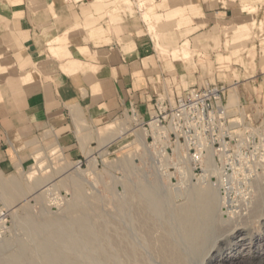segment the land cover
Segmentation results:
<instances>
[{"label": "rangeland", "instance_id": "1", "mask_svg": "<svg viewBox=\"0 0 264 264\" xmlns=\"http://www.w3.org/2000/svg\"><path fill=\"white\" fill-rule=\"evenodd\" d=\"M139 1H111L108 18L128 10L133 13L137 7L142 16L144 12H155L154 0H143L142 6H138ZM229 1L230 17L225 22L216 19L211 29L198 35L193 34L196 29L187 27L192 23V14H197L193 7L182 9L180 14L159 15L156 21L144 20L160 53L181 59L192 69L196 66L193 58L198 57L197 63L206 73L200 85L216 82L227 86L226 111L220 116L211 115L179 141H168L167 137L152 141L146 124L150 113L141 114L131 107L94 129L92 143L80 148L69 150L53 138L37 137L19 152L11 169L0 171V200L10 216L8 230L0 238V264H164L149 246L138 218L136 207L143 200L160 213L153 216L159 225L168 222L186 264H205L214 254L216 259L228 257L220 263L213 259L210 264H260L256 254L263 253L264 219L255 206L264 194V75L256 83L246 84L245 94L240 95L233 81H225L224 53L237 56L234 60L240 62L238 55L244 51L254 69L255 43L262 46L264 55V0ZM258 11L260 17H256ZM246 13L254 16L242 17ZM247 42L252 44L249 49ZM184 47L186 54L182 52ZM212 52L217 65L210 59ZM141 185L147 194L140 191ZM204 190L215 195L210 217H204L211 232L200 247L202 251H195L190 246L194 244L184 239L187 235L179 228L177 215L181 208L194 203L196 193ZM236 241L252 246L254 258L250 259L246 250L241 251ZM126 247L131 248L130 252Z\"/></svg>", "mask_w": 264, "mask_h": 264}, {"label": "crops", "instance_id": "2", "mask_svg": "<svg viewBox=\"0 0 264 264\" xmlns=\"http://www.w3.org/2000/svg\"><path fill=\"white\" fill-rule=\"evenodd\" d=\"M111 1L0 0V171L11 169L19 152L37 137L53 138L69 150L80 148L92 143L94 129L127 107L148 114L157 96L171 102L203 86L200 80L206 73L198 57L192 69L160 53L145 21L193 7L197 14L187 27L198 35L216 19L230 17L229 0H154V13L142 16L137 7L113 19L106 12ZM251 46L246 43L247 49ZM253 46L254 69L244 51L238 55L240 62L224 53L225 81H233L242 96L246 84L264 75L262 46ZM210 59L218 64L214 52Z\"/></svg>", "mask_w": 264, "mask_h": 264}, {"label": "bare ground", "instance_id": "3", "mask_svg": "<svg viewBox=\"0 0 264 264\" xmlns=\"http://www.w3.org/2000/svg\"><path fill=\"white\" fill-rule=\"evenodd\" d=\"M152 128L153 129H155V125H153L152 124ZM146 178V177H145ZM155 181V180H154ZM194 186V185H193ZM140 187H142V188H139L140 189V191H142V192H146L147 190L145 189V187L144 186H140ZM126 189V188H125ZM210 190V189H209ZM209 190H204V191H200V192H198V193H196V195L194 196V203L192 204V205H187V207L186 208H181L182 210L180 211V212H178L179 213V215H177V216H179V218H180V220H177V221H179V228L181 227V229H182V232H184L185 233V235H187V238H184V239H188L191 243H193L194 245L192 246V245H190L191 247H194V249H195V251L198 249V251H199V248L203 245V243L205 242V240L207 239V236H208V233H210L211 231H210V228H209V223H208V221L206 220V221H204V219H206V218H204L205 216L207 217V216H209L210 217V209L212 210V208H211V205H210V203H212L211 201H212V198L215 196V195H213V197H212V194H211V192L209 191ZM213 190V189H212ZM211 190V191H212ZM144 192V193H145ZM261 192H262V189H261ZM264 192V191H263ZM148 193V192H147ZM147 193H145V194H147ZM195 193V192H194ZM261 194V193H260ZM162 196V195H161ZM260 198V197H259ZM217 200V199H216ZM141 201V200H140ZM260 201V200H259ZM119 202V201H118ZM189 202V201H188ZM142 204L141 205H139V206H137L136 207V209H137V213H138V215L140 216V217H138V218H140L141 219V222H142V225H143V232L146 234V236H147V238H146V240L149 242V246L151 247V248H153V249H155L156 251H157V253H158V255L162 258V260L164 261V264H186V262H187V260H186V262H185V258L186 257H184V253H183V255L180 253V251L178 252V250H179V248H178V246L176 247V241H175V239H176V237H175V239H173V230L170 228V226L168 225V222L166 223H160V225H159V223H157L156 221H157V219H156V221L153 219V216H159L160 215V213L159 212H157L154 208H153V206H152V204H150V202L148 201V200H143V202H141ZM255 203V202H254ZM121 204V203H120ZM168 204H169V202H168ZM257 205L255 206V211L256 212H261L260 213V215L262 216V219H264V194L262 195V198H261V201L259 202V204L258 203H256ZM117 205V204H116ZM122 205V204H121ZM159 205V204H158ZM79 206V205H78ZM120 206V205H119ZM184 206H186V205H184ZM214 206V205H213ZM115 207H117V206H115ZM114 207V208H115ZM121 207V206H120ZM120 207H118V208H120ZM159 207V206H158ZM216 207V206H215ZM104 208V207H103ZM117 208V209H118ZM249 208V207H248ZM84 209V208H83ZM116 209V210H117ZM161 208H159V210H160ZM214 209V208H213ZM72 210V209H71ZM70 210V211H71ZM251 210V209H250ZM85 211V210H84ZM83 211V212H84ZM160 211H162V210H160ZM72 212H74V211H72ZM82 212V211H81ZM170 212V211H169ZM176 212V211H175ZM69 213V212H68ZM75 213H76V211H75ZM96 213V212H95ZM99 213V212H98ZM117 213V212H116ZM120 213V212H119ZM136 213V214H137ZM248 213H250V212H248ZM70 214V213H69ZM72 214V213H71ZM77 214H79V213H77ZM174 214V213H173ZM212 214V213H211ZM85 215V214H84ZM121 215V214H120ZM119 215V216H120ZM215 215V214H214ZM68 216V215H67ZM70 216H72V215H69V217ZM74 217L75 216H73V219H74ZM78 217V216H77ZM176 217V216H175ZM76 218V217H75ZM82 218H83V216H82ZM114 218V217H113ZM137 218V219H138ZM155 218V217H154ZM173 218H174V216H173ZM178 218V219H179ZM129 219V218H128ZM248 219V218H247ZM85 220V219H84ZM82 221L81 220V223L83 222L84 224H85V221ZM174 220V219H173ZM158 221H160L159 219H158ZM243 221V220H242ZM51 224V223H50ZM83 224V225H84ZM52 225V224H51ZM82 225V226H83ZM86 225V224H85ZM84 225V226H85ZM171 225H173V224H171ZM175 225H176V223H175ZM217 225V224H216ZM66 226V225H65ZM160 226V227H159ZM233 226V225H232ZM239 226V225H238ZM38 227V226H37ZM88 227V226H87ZM172 227V226H171ZM175 228H176V226H174ZM211 227V226H210ZM83 228H85V227H83ZM117 228V227H116ZM119 228V230H121V228L120 227H118ZM131 228V227H130ZM161 229V230H159L158 231V229ZM173 228V227H172ZM178 228V229H179ZM66 229V228H65ZM89 230H90V228H88ZM239 229V228H238ZM238 229H236V231L235 232H237L238 231ZM40 230V229H39ZM82 230V229H81ZM84 230V229H83ZM87 230V229H86ZM97 230V229H96ZM95 230V231H96ZM111 230V229H110ZM115 230H117V229H115ZM176 230V229H175ZM213 230V229H212ZM46 231V230H45ZM103 231V230H102ZM78 232V231H77ZM90 231H88V233H89ZM92 232V231H91ZM120 232V231H119ZM178 232V231H177ZM93 233V232H92ZM121 233V232H120ZM126 233V232H125ZM179 233V232H178ZM91 234V233H90ZM175 234V233H174ZM216 234H217V232H216ZM238 234V233H237ZM85 235V234H84ZM93 235V234H92ZM112 235V234H111ZM121 235V237H122V235H124L123 233H121L120 234ZM126 235V234H125ZM125 235L123 236V237H125ZM179 235V234H178ZM184 235V234H183ZM83 236V235H82ZM117 236H118V234H117ZM145 236V237H146ZM210 236V235H209ZM233 236H234V234H233ZM58 237V236H57ZM89 238V237H93L94 238V236H86V238ZM121 237H119L120 239H121ZM180 237V236H179ZM111 238V237H110ZM125 238H127V237H125ZM124 238V239H125ZM83 239H85V238H83ZM99 239H101V238H99ZM113 239V238H112ZM128 239V238H127ZM127 239H125V240H127ZM178 239V238H177ZM180 239H181V237H180ZM37 240V239H36ZM45 240V239H44ZM86 240V239H85ZM84 240V241H85ZM94 240V239H93ZM92 240V241H93ZM102 240L103 239H101V242H102ZM114 240V239H113ZM113 240H112V243H113ZM115 240H116V237H115ZM122 241H124L123 239H121ZM183 240V239H182ZM187 240V241H188ZM40 241V240H39ZM38 241V242H39ZM88 241H90V240H88L87 239V242ZM118 240H116V242H117ZM128 241L129 240H127V243H128ZM42 242V241H41ZM49 242V241H48ZM86 242V241H85ZM100 242V241H99ZM103 242H105V241H103ZM119 242V241H118ZM117 242V243H118ZM121 242V241H120ZM147 242V243H148ZM190 242L188 243V244H190ZM207 242V241H206ZM90 243H91V241H90ZM93 244L95 243V242H92ZM122 243H125V241L124 242H122ZM186 243V242H185ZM86 244V243H85ZM105 244V246L107 245V243L105 242L104 243ZM114 244L115 243H113V246H114ZM181 244V243H180ZM179 244V245H180ZM206 244V243H205ZM235 244H241V251L243 250V251H245L246 253L245 254H249L250 255V259H252V258H254V254H253V252L251 251V247H250V245L249 246H244L242 243H239V241H236V243ZM251 244V243H250ZM38 245V244H37ZM40 245V244H39ZM95 246L97 245V244H94ZM93 245V246H94ZM101 245H103L102 243H101ZM120 245H122L121 243H120ZM132 245V244H131ZM178 245V244H177ZM41 246V245H40ZM47 246V245H46ZM92 246V247H93ZM104 246V245H103ZM116 246L118 247V245L116 244ZM116 246H114V247H116ZM123 246H126V244L124 245L123 244ZM122 246V247H123ZM253 246H254V244H253ZM116 247V248H117ZM129 247H131V246H129ZM127 248V251L128 252H130L129 251V249L131 250V248ZM185 247V246H184ZM186 247H188V246H186ZM205 247V246H204ZM102 249H103V247H101ZM107 248V247H106ZM105 248V249H106ZM110 248V247H109ZM133 248V247H132ZM42 249H43V247H42ZM97 249V248H96ZM115 249V248H114ZM123 249H125V248H123ZM181 249V248H180ZM190 249L191 248H189V252H190ZM201 249V248H200ZM45 250V249H44ZM99 250L100 249H98L97 251L99 252ZM108 250V249H107ZM126 250V249H125ZM124 250V251H125ZM151 250V249H150ZM260 250H263L262 252L263 253H258V254H256V256H257V261H258V263H260V264H264V248L262 249V248H260ZM40 251V250H39ZM95 251V250H94ZM93 251V252H94ZM102 251V250H101ZM137 251V250H136ZM136 251H134V252H136ZM181 251H183V249L181 250ZM187 251V250H186ZM195 251H194V254H195ZM200 251H202V249L200 250ZM31 252H33V251H31ZM38 252V251H37ZM36 252V253H37ZM103 252V251H102ZM109 252H111V251H109ZM128 252H126L125 254H129ZM133 251L131 252V253H134ZM188 251L186 252L187 253V255H188V253H189ZM26 253V252H25ZM41 253V252H40ZM47 253V252H46ZM112 253V252H111ZM139 253V252H138ZM193 253V252H192ZM198 253V252H197ZM196 253V254H197ZM207 253V252H206ZM235 253H237V252H235ZM24 254V253H23ZM118 254H119V252H118ZM136 254H137V252H136ZM190 254V253H189ZM221 254V253H220ZM238 254V253H237ZM46 255V254H45ZM94 255V254H93ZM96 255H97V253H96ZM110 255H113V254H110ZM200 255V254H199ZM203 255V254H202ZM8 256H9V254H8ZM11 256V255H10ZM21 256V255H20ZM23 256H25V255H23ZM35 256V255H34ZM38 256V255H37ZM95 256V255H94ZM103 256V255H102ZM104 256H106V257H108L107 255H106V253L104 254ZM128 256V255H127ZM134 256H136V255H134ZM139 256H140V259H141V257H143V256H141L140 255V253H139ZM138 256V257H139ZM185 256H186V254H185ZM56 257V256H55ZM100 257V256H99ZM113 257H114V255H113ZM119 257V256H118ZM121 257H122V255H121ZM130 257V258H129ZM227 255H221V256H219L218 257V259H216L217 258V256H216V254H214V255H212V256H210L207 260H206V263L205 264H210L211 263V261L213 260V259H216V260H219V263H220V261H226L227 260ZM2 258V257H1ZM92 258V257H91ZM101 258V257H100ZM105 258V257H104ZM104 258L102 259V261H104ZM109 258V257H108ZM128 258H129V260H131L132 258H131V256L129 255L128 256ZM136 259H138L137 257H135ZM33 259V258H32ZM94 259V258H93ZM114 259H115V257H114ZM121 259H123V257L121 258ZM135 259V260H136ZM188 259H189V257H188ZM11 260V259H10ZM107 260V258L105 259V261ZM110 260H112V259H110ZM16 261V260H15ZM97 261V260H96ZM113 261V260H112ZM126 260H124V262H125ZM250 261H252V260H250ZM6 262V261H5ZM34 262V261H33ZM52 262V261H51ZM67 262V261H66ZM114 262V261H113ZM112 262V263H113ZM119 262V261H118ZM124 262H122V263H124ZM129 262H131V261H129ZM128 262V263H129ZM133 262H135V261H133ZM68 263V262H67ZM100 263V262H99ZM104 263V262H103ZM102 263V264H103ZM106 263H107V261H106ZM115 263V262H114ZM113 263V264H114ZM146 263V262H145ZM163 263V262H162ZM223 263V262H222ZM8 264V263H7ZM17 264H19V263H17ZM70 264V263H69ZM74 264V263H73ZM115 264H117V263H115ZM137 264H138V262H137Z\"/></svg>", "mask_w": 264, "mask_h": 264}, {"label": "built area", "instance_id": "4", "mask_svg": "<svg viewBox=\"0 0 264 264\" xmlns=\"http://www.w3.org/2000/svg\"><path fill=\"white\" fill-rule=\"evenodd\" d=\"M227 95V86L214 83L191 88L178 96L173 103L157 96L146 122L152 141L160 137H167L168 141H179L181 137L188 136L199 123L206 122L211 115L220 116L226 111ZM131 108L136 110L134 106ZM9 218V212L0 200V238L8 230Z\"/></svg>", "mask_w": 264, "mask_h": 264}]
</instances>
